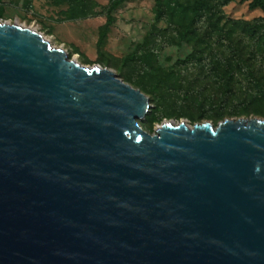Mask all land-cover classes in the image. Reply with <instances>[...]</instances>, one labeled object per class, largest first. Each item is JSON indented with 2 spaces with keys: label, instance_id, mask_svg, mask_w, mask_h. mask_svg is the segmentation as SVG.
Wrapping results in <instances>:
<instances>
[{
  "label": "water",
  "instance_id": "95a60500",
  "mask_svg": "<svg viewBox=\"0 0 264 264\" xmlns=\"http://www.w3.org/2000/svg\"><path fill=\"white\" fill-rule=\"evenodd\" d=\"M152 107L0 20V264H264V118Z\"/></svg>",
  "mask_w": 264,
  "mask_h": 264
},
{
  "label": "rangeland",
  "instance_id": "374dc122",
  "mask_svg": "<svg viewBox=\"0 0 264 264\" xmlns=\"http://www.w3.org/2000/svg\"><path fill=\"white\" fill-rule=\"evenodd\" d=\"M249 4L0 0V20L34 28L71 58L107 67L140 89L153 107L139 124L155 134L164 122L193 127L264 118V93L256 86L264 89V37L254 29L263 13Z\"/></svg>",
  "mask_w": 264,
  "mask_h": 264
},
{
  "label": "trees",
  "instance_id": "16d2710c",
  "mask_svg": "<svg viewBox=\"0 0 264 264\" xmlns=\"http://www.w3.org/2000/svg\"><path fill=\"white\" fill-rule=\"evenodd\" d=\"M115 3L117 2V0H113ZM199 4V3H196ZM250 7L252 9H259L262 11L263 15L258 18L255 23H254V29L257 33H259L261 36L264 37V0H250ZM194 8V7H193ZM197 6H195L194 8V13L197 14ZM157 18L160 19L161 18V12H159L157 14ZM132 56H127L126 59L131 58ZM256 86L258 88V91H260L261 93H264V89L262 88V86L257 82Z\"/></svg>",
  "mask_w": 264,
  "mask_h": 264
},
{
  "label": "bare ground",
  "instance_id": "6f19581e",
  "mask_svg": "<svg viewBox=\"0 0 264 264\" xmlns=\"http://www.w3.org/2000/svg\"><path fill=\"white\" fill-rule=\"evenodd\" d=\"M34 29V28H33Z\"/></svg>",
  "mask_w": 264,
  "mask_h": 264
}]
</instances>
